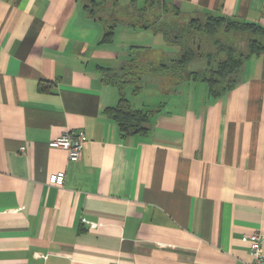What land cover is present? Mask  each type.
Returning a JSON list of instances; mask_svg holds the SVG:
<instances>
[{
	"label": "crops",
	"instance_id": "obj_1",
	"mask_svg": "<svg viewBox=\"0 0 264 264\" xmlns=\"http://www.w3.org/2000/svg\"><path fill=\"white\" fill-rule=\"evenodd\" d=\"M85 1L0 0V264H248L243 236L264 248V54L216 97L144 71L123 92L150 111L146 132L124 136L105 112L118 87L96 66L123 74L136 43L142 61L176 63L178 47L126 23L100 44ZM159 2L264 23V0ZM66 130L87 138L76 162L48 146ZM59 170L63 185L48 184Z\"/></svg>",
	"mask_w": 264,
	"mask_h": 264
},
{
	"label": "trees",
	"instance_id": "obj_2",
	"mask_svg": "<svg viewBox=\"0 0 264 264\" xmlns=\"http://www.w3.org/2000/svg\"><path fill=\"white\" fill-rule=\"evenodd\" d=\"M83 8L89 18L102 25L100 44L111 43L116 28L126 23L135 29H150L153 34H160L166 44L178 47L176 63L144 62L137 54L150 48L133 45L134 55L130 65L123 67V74L110 67L96 66L105 82L118 87L117 104L105 112L124 136L146 132L150 111L132 108L123 92L127 84L138 92L144 71H168L183 80L204 81L209 93L216 97L234 85L245 59L264 54V25L260 22L212 13L186 17L174 4L159 0H129L123 4L120 0H86ZM196 59L203 60L204 67L189 70L188 64Z\"/></svg>",
	"mask_w": 264,
	"mask_h": 264
},
{
	"label": "built area",
	"instance_id": "obj_3",
	"mask_svg": "<svg viewBox=\"0 0 264 264\" xmlns=\"http://www.w3.org/2000/svg\"><path fill=\"white\" fill-rule=\"evenodd\" d=\"M264 25V23H262ZM87 142L84 131H69L66 130L54 139L48 142L49 147H58L66 150L67 158L71 162H76L80 159L83 147ZM25 146H21L20 150H24ZM65 180V171L59 170L51 172L47 175V183L53 186L63 185ZM96 224H91V227H95ZM250 241L249 253L251 260L248 264H264V248L262 247L263 235L257 232L247 233L243 236ZM36 257H46V254L35 252Z\"/></svg>",
	"mask_w": 264,
	"mask_h": 264
},
{
	"label": "rangeland",
	"instance_id": "obj_4",
	"mask_svg": "<svg viewBox=\"0 0 264 264\" xmlns=\"http://www.w3.org/2000/svg\"><path fill=\"white\" fill-rule=\"evenodd\" d=\"M128 0H120V2L123 4V3H126ZM141 3V2H140ZM139 3V4H140ZM123 25V24H122ZM122 25H119L118 27H122ZM135 29V28H134ZM138 29H140V28H138ZM136 32L137 31H142V29L141 30H135ZM138 33H140V32H138ZM150 35V31H148L147 33H145V34H141V39H139L140 41H138V43L139 44H151V40L148 38V37H150L149 36ZM162 39V38H161ZM154 45H157L158 43H153ZM161 45H164L165 43H163V42H161L160 43ZM134 46H137L138 44L136 43V44H133ZM204 66V62H203V60H201V59H196V60H194V61H192L191 63H189L188 64V66H187V68L189 69V70H197V69H201V67H203Z\"/></svg>",
	"mask_w": 264,
	"mask_h": 264
}]
</instances>
